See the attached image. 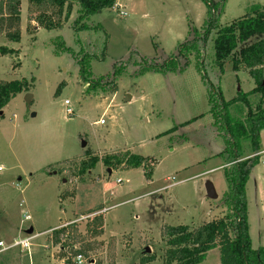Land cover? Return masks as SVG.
<instances>
[{"label": "rangeland", "instance_id": "1", "mask_svg": "<svg viewBox=\"0 0 264 264\" xmlns=\"http://www.w3.org/2000/svg\"><path fill=\"white\" fill-rule=\"evenodd\" d=\"M115 3L77 24L75 3L62 28L47 30L22 0L20 42L0 34V45L20 50L0 55V80L32 84L0 117V240L10 244L35 235L29 251L1 252L0 264H67L52 244L51 230L69 220L82 234L75 248L94 247L84 264H142L145 254L156 257L146 264H162L164 225L198 227L228 211L227 160L221 155L227 142L215 105L220 95L235 101L230 114L246 119L259 110V95L240 100L255 87L254 79L247 70H233L230 61L217 66L216 35L208 26H224L264 6V0ZM84 55L92 78L104 87L81 79ZM123 60L129 63L110 92L114 65L123 66ZM241 144L244 155L253 153L250 139ZM126 153L148 157L150 177L143 165L127 164ZM107 156L121 162L108 165ZM92 157L99 161L91 168ZM208 183L218 198L208 197ZM65 191L69 195L61 198ZM246 199L252 247L264 248V152L249 174ZM94 213L105 216L99 236L86 229ZM200 264H221L219 249Z\"/></svg>", "mask_w": 264, "mask_h": 264}, {"label": "trees", "instance_id": "2", "mask_svg": "<svg viewBox=\"0 0 264 264\" xmlns=\"http://www.w3.org/2000/svg\"><path fill=\"white\" fill-rule=\"evenodd\" d=\"M116 0H28L34 19L38 24L47 29L62 28L69 20L73 6L78 3L80 7L79 19L76 24L83 21L89 14L99 12L104 8H112ZM208 3V0H204ZM21 2L22 0H0V34L12 42L21 40ZM210 10L213 3L208 4ZM84 24L76 29L83 28ZM215 31L214 48L215 63L223 67L227 61L232 64L235 71L247 70L254 79L255 87L249 93H241V99L247 101L249 94L259 95V110L246 119L233 117L229 112V104L220 95V102L214 117L225 134L227 146L221 155L229 166L225 167V177L229 183V189L225 196L228 211L198 227L189 225H164L161 236L164 243L162 248V264H200L209 251L218 248L221 264H264V248H253L249 235L246 182L255 164L259 162V155L245 158L242 148V140L250 139L253 153L260 149V132L264 129V6L256 5L250 13L232 20L224 26L210 22L208 32ZM254 37V41H251ZM185 44V43H184ZM18 49L0 45V55H18ZM86 55L81 61L80 77L91 87L105 86L96 83L92 73L87 69ZM89 57V56H88ZM123 66L115 63L114 83L110 92L117 90V74L121 73L128 61H119ZM152 69H157L152 66ZM31 82L22 80H0V112L10 100L21 92L31 89ZM88 89H93L89 88ZM217 96V93H214ZM213 101V100H212ZM237 101V100H236ZM214 114V113H213ZM3 114H0L2 117ZM121 162L117 156H107L104 161L110 165L111 161ZM148 157L126 153V163L131 167L144 166L145 175L150 177V165ZM99 161L97 157L91 158L90 167ZM87 168V166H85ZM73 192L72 196H74ZM69 195L68 191L61 194V198ZM94 210L90 213H93ZM104 213H96L92 223H88L86 229L91 236H99L104 230ZM82 234L78 230L76 222H69L51 231V241L60 249L61 260L67 263L79 255H87L93 249L92 243L83 248H75V244L81 242ZM155 255L145 254L141 257V263L146 264L155 260Z\"/></svg>", "mask_w": 264, "mask_h": 264}, {"label": "built area", "instance_id": "3", "mask_svg": "<svg viewBox=\"0 0 264 264\" xmlns=\"http://www.w3.org/2000/svg\"><path fill=\"white\" fill-rule=\"evenodd\" d=\"M122 14H126V12H122ZM65 104H67V114L72 115L74 113L73 109L70 107V102L69 100L65 101ZM173 180H175V178L173 177ZM96 214V213H94ZM24 219L28 220L30 219V215L28 213L24 214ZM35 237V235H31L27 238H22V239H17L14 242L10 243V244H5L3 241H0V253L10 250V249H14L17 247H20L22 250L26 249L27 251H29V247H30V240ZM86 262V258L84 255L79 254L77 256H75L71 262H66L67 264H84Z\"/></svg>", "mask_w": 264, "mask_h": 264}, {"label": "water", "instance_id": "4", "mask_svg": "<svg viewBox=\"0 0 264 264\" xmlns=\"http://www.w3.org/2000/svg\"><path fill=\"white\" fill-rule=\"evenodd\" d=\"M32 99V94L31 93H27L25 96V100L27 103H30ZM128 99H130V97H128ZM0 114H2V111L0 112ZM207 195L210 199H216L218 197L217 192L215 190V187L212 183H208V188H207ZM27 233L31 234L33 233V227H30L27 230ZM146 251H149V247L146 248Z\"/></svg>", "mask_w": 264, "mask_h": 264}, {"label": "crops", "instance_id": "5", "mask_svg": "<svg viewBox=\"0 0 264 264\" xmlns=\"http://www.w3.org/2000/svg\"><path fill=\"white\" fill-rule=\"evenodd\" d=\"M260 134H261V132H260ZM264 152V149L262 150H260V151H258V152H255V153H249V154H245V158H248V157H250V156H253V155H256V154H258L259 155V158L261 157V155H262V153ZM226 166H229L230 165V163H226L225 164ZM219 197V196H218ZM217 197V198H218ZM106 210V209H105ZM71 220H69V221H66V222H64V223H62V224H60V225H63V224H66V223H69ZM60 225H58L57 227H59ZM52 231V230H51ZM1 241V240H0Z\"/></svg>", "mask_w": 264, "mask_h": 264}]
</instances>
